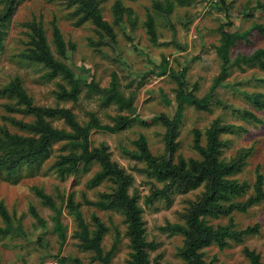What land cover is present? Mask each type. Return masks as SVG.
<instances>
[{
  "label": "rangeland",
  "instance_id": "374dc122",
  "mask_svg": "<svg viewBox=\"0 0 264 264\" xmlns=\"http://www.w3.org/2000/svg\"><path fill=\"white\" fill-rule=\"evenodd\" d=\"M116 1H98L102 16L114 26L116 35L112 40L107 35L100 37L90 21L79 20L67 0H16L0 47V87L18 77L35 104L69 108L82 125L97 121L114 127L111 130L92 126L90 147L106 144L111 159L132 175L129 192L136 190L139 194L150 243L147 264H154L155 260L160 264H187L178 254L182 235L167 226L183 220L181 213L188 199L201 186L175 191L168 198H151L154 188H162L163 184L145 170L146 162L137 142L144 138L157 158H198L195 129L200 130L204 144V132L215 119L232 124L233 130L222 134L228 141L222 156L230 158L240 149L249 150L245 163L235 174L239 180L247 181L248 189L242 197L248 196L257 174L264 175V57L262 65L250 58L264 48V15L255 6L259 0H225L226 6L217 0H119L124 9L122 21L117 23L112 9ZM156 1L163 6L157 8ZM5 3L0 0V9ZM149 15L158 40L153 41L147 30ZM34 19L43 21L56 55L52 41L54 22L64 40L73 45L70 59L65 60L74 76L81 78L75 100L57 97L60 83L70 87L60 73L46 78V67L18 56L28 41L27 23ZM235 30L240 34L229 48L226 74L215 84L223 72L217 52L222 32ZM161 63L167 66V72L161 71ZM114 78L118 92L103 91L111 88ZM188 92L209 99L208 108H197ZM8 105H17L15 97L0 95V127L29 133L5 118L32 121L34 116L9 110ZM170 121L176 126L172 153L168 145ZM52 123L59 129L72 130L62 117L52 118ZM70 150L69 140H54L49 153L38 163L31 167L22 163L11 176L0 171V199L12 216V229L0 234V264H76L74 259L82 264H100L93 252L82 246L78 235L82 222L95 231V216L105 227L101 245L104 252L111 251V264H128L130 248L124 216L96 203L100 194L109 190L111 181H93L100 169L96 161H81L76 171L61 177L54 165L61 154ZM36 186L51 197L53 205L43 202L34 190ZM68 197L77 204L81 217L72 211ZM209 220L226 224L228 217ZM233 220L240 229L257 223L259 231L241 242L231 240L224 247L212 243L203 249L205 258H215L222 264H251L243 251L248 246L259 252L264 261V199L246 211L235 210ZM4 225L0 216V226Z\"/></svg>",
  "mask_w": 264,
  "mask_h": 264
},
{
  "label": "trees",
  "instance_id": "16d2710c",
  "mask_svg": "<svg viewBox=\"0 0 264 264\" xmlns=\"http://www.w3.org/2000/svg\"><path fill=\"white\" fill-rule=\"evenodd\" d=\"M98 1L67 0V3L73 7V14L77 15L79 20L90 21L93 24L95 31L100 37L107 35L114 40L116 35L114 26L102 16ZM201 1L206 3L209 0ZM217 1L222 6H226L225 0ZM15 4L16 0H6L5 7L0 9V47H2L4 28L13 15ZM154 4L157 8L163 6L159 1L154 2ZM255 6L264 15V0L257 1ZM170 8L171 4L167 6V11H170ZM112 9L115 22L121 23L123 5L117 0ZM27 24L30 27L28 41L26 42V47L18 53V56L46 67L47 69L44 73L46 78H52L60 73L70 87L67 88L65 84L60 83L59 90L56 92L57 97L75 100L81 78L74 76L75 72L65 60L70 59V52L74 48L73 45L64 40L61 30L54 22L52 41L58 56L53 52L48 42L43 21L34 19ZM147 30L153 41L158 40L156 26L151 15H149L147 21ZM239 34L236 30L222 32L221 43L217 52L223 64V72L217 78L215 84L220 82V78L226 74V67L230 62L229 48L239 37ZM263 57L264 48H261L250 58L259 61L262 65L261 60ZM159 67L163 73L168 71L167 66L163 65V63ZM84 81L87 82L86 80ZM111 90L118 92L115 78L111 82V88L103 89V91L109 93ZM5 94L14 96L17 104L8 105L6 106L7 109L18 111L22 114H32L34 119L26 121L12 116L9 118L4 117L29 133L11 132L4 126L0 127V171H4L11 176L22 163H26L30 167L38 163L42 156L49 153L54 140H69L71 150L61 154L54 165L57 167L59 175L62 177L66 173L76 171L81 161L85 164H89L92 161L99 163L100 169L93 177V181H100L106 178L111 181V184L108 191L100 194L101 199L96 203L105 208H112L124 216L127 223L126 234L130 248L128 264H147L149 261L148 246L150 243L146 239L142 215L143 207L139 204V194L136 190L132 191L133 193L129 192L133 182L132 175L111 159L106 144L102 143L98 147H90L89 132L92 126L111 130L114 127L100 124L97 121L92 124L82 125L69 108L35 104L32 96L23 88L18 77L0 87V95ZM187 95L197 108H208L209 99L199 98L192 92H188ZM124 105L130 106V103H124ZM261 105L264 107V102H261ZM246 113H250L252 118L258 120L253 113L249 111H246ZM56 116L64 118L72 130L66 131L63 128L59 129L54 126L52 118ZM127 119L125 117L123 120L126 121ZM168 128L170 134L168 145L172 153L176 145L174 142L176 126L170 121L168 122ZM233 128L232 124L222 123L215 119L204 132V144L201 143L200 130L195 129L194 146L200 155L198 158L191 157L187 159L182 155H178L176 161L173 160L172 155L169 158L166 156L157 158L149 151L144 138L137 142L140 155L146 162L145 170L163 184L162 188H154L151 198L158 195L168 198L169 194L175 191L186 192L189 189L201 186L200 191L193 198L188 199L186 209L181 213L183 220L173 224L170 223L167 226L171 232L182 235V245L178 249V254L187 264H222L215 262V258L207 260L203 249L212 243H217L220 247H224L231 240L241 242L244 241L246 236L259 231V224L257 223L240 229L236 227L233 220V212L235 210L246 211L250 206L264 199V175L262 173L259 172L257 174L252 186L253 190L245 198L242 196L248 189V183L235 177L236 172L245 163L249 150L240 149L230 158L222 156V150L228 143L227 139L222 137V134L231 132ZM76 147L81 150L76 151ZM34 190L45 204L53 205L51 197L42 188L36 186ZM68 199L72 211L81 217L80 211L77 210V204L72 197H68ZM0 216L5 223L4 227L0 226V234L4 235L8 230L12 229V216L2 199H0ZM219 216H227L228 222L226 224L210 222V217ZM94 220L97 224L95 231H91L83 222L80 223L81 230L78 235L81 239V244L84 248L93 252V258L99 260L100 264H111V251L104 252L101 245L105 227L98 217L95 216ZM243 251L251 264H264L259 252L250 249L248 246H244ZM74 261L76 264H82L77 259H74ZM154 264L160 263L155 260Z\"/></svg>",
  "mask_w": 264,
  "mask_h": 264
}]
</instances>
